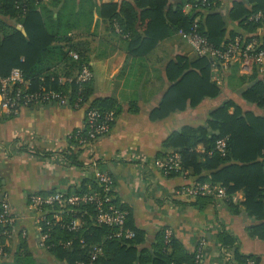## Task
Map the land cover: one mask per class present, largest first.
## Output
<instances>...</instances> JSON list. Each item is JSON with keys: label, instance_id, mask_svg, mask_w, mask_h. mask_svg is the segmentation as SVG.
<instances>
[{"label": "trees", "instance_id": "obj_1", "mask_svg": "<svg viewBox=\"0 0 264 264\" xmlns=\"http://www.w3.org/2000/svg\"><path fill=\"white\" fill-rule=\"evenodd\" d=\"M51 1L55 4L62 2ZM83 2L89 4L90 9L83 11L82 4L77 11H68L63 4L57 17L51 10H47V20H44L40 12L42 0H0V76L7 77L12 69L18 68L24 79L29 81L31 91L44 87L66 94L71 108L80 100L77 102L79 108L73 109L96 110L101 121L112 112L114 119L107 123L110 129L120 111L114 99H93L92 80L84 84H78L74 79L71 83L59 82L60 76L74 78L83 65L90 67V42L79 40L78 35H66L61 32L62 27L74 29L82 26L89 34L96 10L100 20L106 23L109 33L125 40L124 50L129 58L145 57L160 41L172 37L180 30L189 32L194 23L198 33L215 48L229 44L236 37L245 42L256 38L264 46V0L233 1L228 17L237 23L241 33L230 32L227 36L224 17L218 10L220 0H130L100 5L92 0ZM185 7H189L187 13L184 12ZM64 12L68 15L64 16ZM257 15L260 17L257 18ZM5 19L12 23L5 22ZM16 24L24 29L25 35ZM117 28L120 32H116ZM70 51L78 55L77 61L69 57ZM166 76L175 84L153 111L151 118L155 120L163 119L177 110L182 111L187 106L195 108L203 100L214 99L221 93L222 88L211 81L210 61L205 58L189 60L177 56L169 62ZM223 80L229 89L239 92L246 104L264 111V75L253 73L250 76H239L238 68L234 66ZM207 123V128L183 127L167 138L164 146L179 155L180 169L165 176L188 173L196 183L220 185L226 193V198L220 201L236 214L242 206L247 217L254 221L246 229L249 237L264 242V116L245 110L229 99L211 111ZM85 137L86 129L81 127L69 138V147L61 152L69 165L83 166L78 160L84 150L80 147L79 139ZM219 139L226 140L224 156L215 150V143ZM198 146L203 148L202 152L198 151ZM12 151L26 152L24 147L16 145ZM0 189L3 190L1 182ZM102 191L95 175H87L74 193L84 195ZM239 191L244 201L235 205L233 196ZM37 194H61L67 197L71 193L52 191ZM107 194L112 199L105 206L112 205L126 213L124 228L133 232V238H116L114 235L118 231L117 227L98 225L93 204L78 207L77 210L82 213H62V219L57 223L47 214L45 218L50 223L42 224V228L48 234L46 244L50 248L46 254L50 264H200L197 256L203 254V250L197 245L188 249L173 234L166 237L167 228L159 230L151 244L145 246L146 233L136 226L133 211L115 197L114 183ZM215 200L212 197L197 196L191 206L203 210ZM54 209L63 210L58 204L54 205ZM73 219L83 222L74 232L66 228ZM81 239L86 244L84 247L79 243ZM17 240V249L12 258H0V264H49L37 259L25 239L18 236ZM67 241L72 242L70 247L60 245ZM3 243L4 239L0 238V244ZM217 244L221 249L231 251L232 257L228 264H260L259 257L242 254L236 239L224 230L218 234ZM92 246L98 247L100 251L94 261H91ZM4 251L9 254L7 247Z\"/></svg>", "mask_w": 264, "mask_h": 264}, {"label": "crops", "instance_id": "obj_2", "mask_svg": "<svg viewBox=\"0 0 264 264\" xmlns=\"http://www.w3.org/2000/svg\"><path fill=\"white\" fill-rule=\"evenodd\" d=\"M92 1L100 5L130 0ZM220 1L218 10L224 17L226 36L230 32L241 33L237 23L228 17L235 0ZM62 5L67 6L68 11H77L81 5L84 6L83 11L90 9V5L83 0H62L59 4L42 0L40 12L44 20H47V10L57 17ZM188 11L189 7L184 9L185 13ZM5 22L12 23L6 19ZM19 26L16 24L25 35L24 29ZM61 32L68 36L78 35L79 40L90 42L92 98H112L120 106V111L109 133L94 143L91 149L83 150L78 159L83 166L78 167L69 165L61 152L69 147L71 134L82 126L83 109L61 108L53 103L35 104L8 118L0 107V182L13 212L24 217L16 222L17 235L7 244L9 254L5 259L12 258L17 249L18 236L23 238L24 233L23 239L37 259L47 261V255L35 245L33 221L27 211L26 197L37 192L73 193L84 177L94 176L93 172H89V163L96 161L100 170L112 176L115 197L133 211L136 226L145 231V246L151 244L159 230L167 228L190 250L200 240L205 241L200 264H228L231 251L221 249L217 244L218 234L224 230L236 239L242 254L255 255L259 257L260 264H264V242L249 237L246 229L254 221L247 217L242 206L236 214L222 201L215 200L205 209L198 210L191 206L193 200H182L174 194L181 187L193 183V178L188 173L166 177L153 165L154 161L172 153L164 142L173 132L183 127L207 128L211 111L226 100L230 99L258 115L264 116V111L246 104L239 92L232 91L223 83L216 98L205 99L195 108L187 106L163 119H152L153 111L175 84L166 76L169 62L177 56L196 59L184 39L175 34L160 41L145 57L129 58L124 50L125 40L109 33L96 10L89 34L82 26L74 29L62 27ZM14 145L24 147L26 152L13 153ZM197 149L203 151L201 146ZM233 198L235 205L244 201L241 191Z\"/></svg>", "mask_w": 264, "mask_h": 264}, {"label": "built area", "instance_id": "obj_3", "mask_svg": "<svg viewBox=\"0 0 264 264\" xmlns=\"http://www.w3.org/2000/svg\"><path fill=\"white\" fill-rule=\"evenodd\" d=\"M184 9H188V7ZM258 17H260V15H257V18ZM116 32H120V30L117 28ZM177 34L190 45L196 57L205 58L210 61L211 80L219 87H223L224 77L230 73L234 66H237L238 74L241 76H250L253 73L260 76L264 75V46L262 47L263 43L256 38L245 42L240 37H236L229 44L221 48H215L205 37L198 33L195 23L192 25L189 32L180 30ZM69 57L75 61L79 59L78 55L72 51L69 52ZM92 78L93 74L91 68L88 65H83L74 78H61L59 82L61 84L71 83L74 79L76 83L84 84L90 82ZM29 86V81L24 79L21 70L18 68L12 69L7 77L0 76V107L7 116L17 115L21 109H26L33 104L53 103L61 108L70 107L66 94L53 90H46L44 87L31 91ZM79 101L80 100L77 102ZM77 102L72 106L73 108H79ZM82 109L84 112V121L81 127L86 129V137L80 138L79 144L82 149L89 150L94 143L109 133L110 127L107 123L114 119V115L110 112L107 114L104 121H101L99 120L100 115L96 110L88 108ZM215 150L224 156L226 152V140H217L215 143ZM179 164V155L177 153H170L164 160L154 161L153 165L165 176L173 170H179ZM89 165V172H93L98 179L103 189L102 192H92L84 195H76L73 192L67 197L61 194L44 196L37 193H30L27 195V211L33 221L35 245L37 249L44 254H46L50 248V246L46 244L48 234L44 232L42 228V224L48 225L50 223L46 221V215L50 214L52 220L57 223L61 221L62 213L70 215L82 213L77 210V208L87 204H93L96 207V223L98 225L117 227L118 231L114 235L116 238H133V232L124 228L126 213L119 211L112 205L109 207L105 206L110 203L112 199L107 194L112 189L114 183L112 176L108 172L100 170L96 161H91ZM174 194L175 197L187 201L194 200L197 196H207L217 200H224L226 198L225 189L223 187L208 182H193L176 190ZM55 204H58V207L63 210L54 209ZM22 218L24 217L13 212L8 195L0 189V238L4 239V243L0 244L1 259L7 257L4 248L7 247L9 241L15 239L17 235L15 225L16 222ZM82 223L80 219H73L66 228L74 232L82 226ZM165 234L166 237H169L172 231L167 229ZM22 236L24 238L25 234L22 233ZM79 243L81 247L86 245L83 239H81ZM60 245L64 248H68L72 245V242L67 241L65 243H60ZM197 246L199 249L203 250L205 241L203 239L200 240ZM99 252L98 247L92 246L91 261H94L98 257ZM202 257L203 254L198 255L197 260L201 262Z\"/></svg>", "mask_w": 264, "mask_h": 264}, {"label": "water", "instance_id": "obj_4", "mask_svg": "<svg viewBox=\"0 0 264 264\" xmlns=\"http://www.w3.org/2000/svg\"><path fill=\"white\" fill-rule=\"evenodd\" d=\"M22 33H24V32H22ZM218 134V133H217Z\"/></svg>", "mask_w": 264, "mask_h": 264}]
</instances>
